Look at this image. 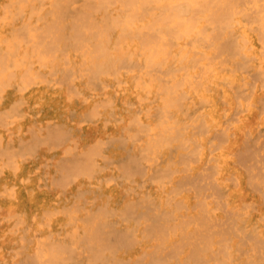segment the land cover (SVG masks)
Returning <instances> with one entry per match:
<instances>
[{
  "label": "bare ground",
  "instance_id": "1",
  "mask_svg": "<svg viewBox=\"0 0 264 264\" xmlns=\"http://www.w3.org/2000/svg\"><path fill=\"white\" fill-rule=\"evenodd\" d=\"M0 264H264V0H0Z\"/></svg>",
  "mask_w": 264,
  "mask_h": 264
}]
</instances>
